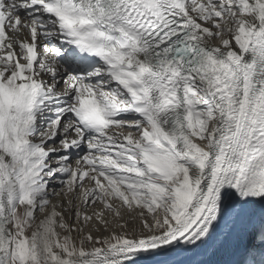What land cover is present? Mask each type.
I'll list each match as a JSON object with an SVG mask.
<instances>
[{
	"label": "snow or ice",
	"instance_id": "6c2138e0",
	"mask_svg": "<svg viewBox=\"0 0 264 264\" xmlns=\"http://www.w3.org/2000/svg\"><path fill=\"white\" fill-rule=\"evenodd\" d=\"M0 264H264V0H0Z\"/></svg>",
	"mask_w": 264,
	"mask_h": 264
}]
</instances>
